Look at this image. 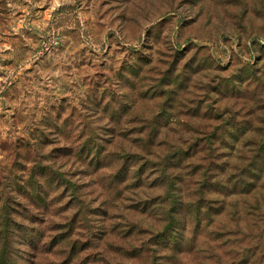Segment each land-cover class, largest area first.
Returning a JSON list of instances; mask_svg holds the SVG:
<instances>
[{"label":"rangeland","instance_id":"obj_1","mask_svg":"<svg viewBox=\"0 0 264 264\" xmlns=\"http://www.w3.org/2000/svg\"><path fill=\"white\" fill-rule=\"evenodd\" d=\"M213 123L264 141V0H0V264H264L255 172L212 202L189 177L186 227L154 190L157 162L191 142L173 134L198 143ZM112 129L158 130L161 155Z\"/></svg>","mask_w":264,"mask_h":264},{"label":"trees","instance_id":"obj_2","mask_svg":"<svg viewBox=\"0 0 264 264\" xmlns=\"http://www.w3.org/2000/svg\"><path fill=\"white\" fill-rule=\"evenodd\" d=\"M222 117V116H221ZM221 117H215V121L218 119L220 120V123L223 124V126L228 127L231 126L230 124V118H221ZM202 119L206 118L210 119V117H201ZM213 118V117H212ZM207 128H205V131L203 132V135H205L204 140H199L198 143H196V138L198 137V134L194 133V136H191L190 138H184L183 133L181 131L176 132L173 134V139H175V144L178 146H182L185 142L191 141L187 146L181 147L180 151H175L168 155L169 157L166 159H162L161 161L157 162L159 163L157 168L151 172V174L158 173L156 176V182L153 184L154 190H160L166 193L167 206H164V209L162 210L163 213L166 215V218H168L171 222H175L178 225L183 224L184 227L187 226V222H189V218L187 216L186 209H183L186 198H190L191 195L189 192H187L188 189H186L187 181H189V177L191 179L196 178L198 179V185L195 187L198 193L202 194L203 198H206L209 200V202H212L214 196L213 195H222V193L225 195V190L228 189V186H234L236 188L243 183L239 176L242 175H248V173H254V179L258 182L254 185L258 189L261 187L264 189V176L262 173L264 172V167H259L256 162L263 161L264 164V141L261 140L260 142L252 140L249 142L241 141L242 143H236L234 140L236 139L238 141V136L242 134L243 136L250 135V129L249 130H242L241 128H231L234 129V131L237 133L238 136H233L232 130L229 129V132L227 130L222 131V133H219L220 126L213 124H207ZM180 132V133H179ZM113 137V141L116 139H126L131 141V143L128 146L129 147V154H143L145 156H159L162 152L157 153L156 150L152 149L153 140L158 137V130L156 132V135L153 136L151 132H144L143 130L138 133V135L133 137L134 132H119L115 133V131L112 129L111 131ZM165 134L166 139L169 138V132L163 131ZM116 135H119L121 138H118ZM229 138L232 139L234 142L232 145H229L228 143H225V139ZM253 136V134H252ZM259 136L264 139V133L259 134ZM189 139V140H187ZM185 140V141H184ZM195 140V141H194ZM149 144V142H151ZM194 141V142H192ZM148 142V143H147ZM205 142V143H204ZM220 142V143H219ZM146 144V145H145ZM198 144L201 146V148L198 149ZM214 144H216V148H214ZM121 145L119 146H113L111 144L110 148L112 150L118 151L120 149ZM123 147L122 149H124ZM225 147V149H229V152H222L218 155H215L214 152H216L218 149H222ZM204 148V149H203ZM197 150L198 152H205L207 150V156L206 158L202 159L200 158V161H206L203 164L195 163V165L192 164V162L184 163L186 160L193 157L190 153L193 150ZM214 150V152H213ZM100 152V150H98ZM257 151L259 154H257ZM212 153V154H211ZM128 154V155H129ZM262 155V156H260ZM261 157V158H260ZM146 159V157H143ZM195 158V157H194ZM194 158L192 160H194ZM260 158V159H259ZM246 159H258L255 164L252 162L245 163ZM254 161V160H253ZM143 162V161H141ZM184 163V164H183ZM173 169V170H172ZM169 170H172V172H169ZM120 172H124L121 169L118 170ZM128 171V170H127ZM179 171H181L179 173ZM256 171H262L261 175ZM259 174L258 176H256ZM180 175V176H179ZM135 179H141L143 177V171H141L139 168H137L135 174ZM146 178V174L144 176ZM250 181V180H249ZM177 183L179 185L177 186ZM146 185V184H144ZM259 185V186H258ZM152 187V188H153ZM74 189V187H73ZM223 189V190H221ZM241 191L243 190L240 188ZM75 190V189H74ZM260 190V189H259ZM191 195V196H190ZM169 199V200H168ZM219 202L224 203V199L216 198ZM200 201V200H197ZM199 203V202H198ZM198 203L196 206V210H194V214L198 215V219H201V216L204 214L201 211L198 210ZM193 200L191 202H188L186 206H193ZM201 206V202L199 204ZM209 212L212 211V206H208ZM215 215V214H214ZM217 215V214H216ZM206 216V214L204 215ZM214 219L219 220L220 217L217 215L214 217ZM200 221V220H199ZM198 221V222H199ZM200 224V223H199Z\"/></svg>","mask_w":264,"mask_h":264}]
</instances>
